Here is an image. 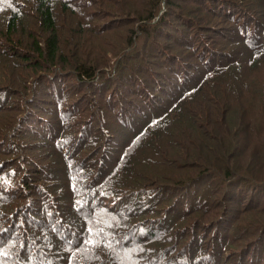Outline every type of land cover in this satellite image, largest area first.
<instances>
[{"label": "trees", "instance_id": "trees-1", "mask_svg": "<svg viewBox=\"0 0 264 264\" xmlns=\"http://www.w3.org/2000/svg\"><path fill=\"white\" fill-rule=\"evenodd\" d=\"M257 185L264 0H0V264H264Z\"/></svg>", "mask_w": 264, "mask_h": 264}, {"label": "rangeland", "instance_id": "rangeland-1", "mask_svg": "<svg viewBox=\"0 0 264 264\" xmlns=\"http://www.w3.org/2000/svg\"><path fill=\"white\" fill-rule=\"evenodd\" d=\"M41 86H43V85H41ZM50 101H52V100H50ZM47 106H49V105H47ZM111 117V124L113 125V124H115V121L113 120V118H112V116H110ZM108 120L110 121V118H108ZM33 123H35V124H37L38 122H37V120H35ZM116 126H117V124H116ZM41 129V128H40ZM119 137H123V135L121 134V135H119ZM116 142H117V140H116V138H114V141H112V142H110V148H111V150H112V153L113 152H115V149H117V145H116ZM154 153V154H153ZM149 155H151V156H154V157H157V154H156V151H154V150H149L148 151V154H146L145 156H144V158L142 159V158H140V157H142V156H140V157H137V159H140L141 161L139 162V164L141 163V162H143L144 161V159H145V157L146 156H149ZM138 168H141L142 170H144V171H149V172H157V171H155V170H152V169H149V168H146V167H144V165L143 166H138ZM220 181V180H219ZM245 188V187H244ZM264 186H262V185H257V188L256 189H254V187H252V188H250V189H246L245 191H243V192H245L246 194L243 196L244 197V199H243V205H244V203L246 202V200L248 199L249 201H252L253 200V198H254V195L257 197V199L259 200L260 198H261V196H264V195H261V194H264ZM243 194V193H242ZM261 200V199H260ZM234 205L237 207L238 206V203L237 202H234ZM260 220H261V218H260ZM259 220V221H260ZM264 229V226H263V223H257V225H256V227H255V230H256V233H258V232H261L262 230ZM250 233H245V235L244 236H248ZM264 238V237H263Z\"/></svg>", "mask_w": 264, "mask_h": 264}, {"label": "bare ground", "instance_id": "bare-ground-1", "mask_svg": "<svg viewBox=\"0 0 264 264\" xmlns=\"http://www.w3.org/2000/svg\"><path fill=\"white\" fill-rule=\"evenodd\" d=\"M38 13V12H37ZM15 14V13H14ZM33 14H35V13H33ZM39 14V13H38ZM17 15V14H16ZM44 15V14H43ZM42 15V16H43ZM14 16V15H13ZM18 16V15H17ZM37 16V15H36ZM39 16V15H38ZM38 16L36 17V18H38ZM16 17V16H15ZM23 16H21V18H22ZM34 17V16H33ZM44 17V16H43ZM35 18V17H34ZM20 19V18H19ZM49 213V212H48ZM60 219V218H59Z\"/></svg>", "mask_w": 264, "mask_h": 264}]
</instances>
